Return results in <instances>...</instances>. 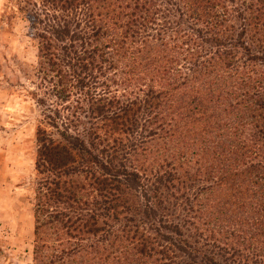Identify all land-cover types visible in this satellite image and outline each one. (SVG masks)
<instances>
[{
	"label": "trees",
	"instance_id": "trees-1",
	"mask_svg": "<svg viewBox=\"0 0 264 264\" xmlns=\"http://www.w3.org/2000/svg\"><path fill=\"white\" fill-rule=\"evenodd\" d=\"M19 1L69 103L36 133L34 264H264V0Z\"/></svg>",
	"mask_w": 264,
	"mask_h": 264
},
{
	"label": "rangeland",
	"instance_id": "rangeland-1",
	"mask_svg": "<svg viewBox=\"0 0 264 264\" xmlns=\"http://www.w3.org/2000/svg\"><path fill=\"white\" fill-rule=\"evenodd\" d=\"M28 14L24 1L0 0V264H34L36 133L54 131L47 115L69 106L46 93Z\"/></svg>",
	"mask_w": 264,
	"mask_h": 264
}]
</instances>
